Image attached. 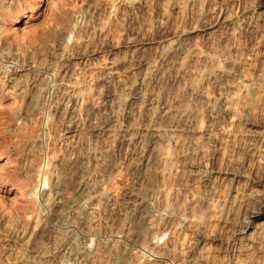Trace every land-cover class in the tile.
<instances>
[{"label": "rangeland", "instance_id": "rangeland-1", "mask_svg": "<svg viewBox=\"0 0 264 264\" xmlns=\"http://www.w3.org/2000/svg\"><path fill=\"white\" fill-rule=\"evenodd\" d=\"M0 264H264V0H0Z\"/></svg>", "mask_w": 264, "mask_h": 264}, {"label": "bare ground", "instance_id": "bare-ground-1", "mask_svg": "<svg viewBox=\"0 0 264 264\" xmlns=\"http://www.w3.org/2000/svg\"><path fill=\"white\" fill-rule=\"evenodd\" d=\"M188 56V55H187ZM186 57V56H185ZM183 58V57H182ZM174 61H176V60H174ZM168 88V87H167ZM168 90V89H167ZM83 168V167H82ZM87 174V173H86ZM75 192V191H74ZM58 203V202H57ZM56 203V204H57ZM65 204V203H64ZM144 206H146V205H144ZM58 207V206H57ZM55 209V208H54ZM142 216V215H141ZM55 217V216H54ZM132 247V246H131ZM89 258V257H88ZM88 260V259H87Z\"/></svg>", "mask_w": 264, "mask_h": 264}]
</instances>
